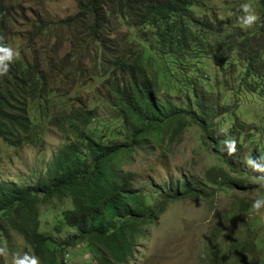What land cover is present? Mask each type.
I'll return each instance as SVG.
<instances>
[{
  "label": "trees",
  "instance_id": "1",
  "mask_svg": "<svg viewBox=\"0 0 264 264\" xmlns=\"http://www.w3.org/2000/svg\"><path fill=\"white\" fill-rule=\"evenodd\" d=\"M76 1L79 12L61 21L72 31L60 63L61 81L66 75L69 84L78 86L100 80L95 99L85 102L48 84L47 70L36 59L35 46L48 32L42 22L33 25L35 34L26 46L33 55L20 56L0 76V140L5 146H37L44 129L58 121L50 102L66 113L61 123L69 136L37 183L0 181V237L23 236L42 264H71L73 249L82 244L94 253L86 264H126L143 224L155 217L149 197L131 191L133 175L117 166L129 154L152 138L173 141L197 126L219 154L222 142L235 138L237 148L246 139L252 157L264 156V0H249L260 19L247 29L239 23L241 6L233 14H218L212 0ZM13 9V3L0 0V36L8 46L16 34L10 26ZM115 22L129 28L123 43L109 39ZM62 45L60 39L47 53L53 55L47 57L49 69ZM252 103L259 110L249 109ZM247 121L260 127L246 130ZM224 124L229 127L222 139L218 130ZM220 158L223 164L206 172L207 183L220 191L241 188L244 181L232 179L224 169L230 161ZM184 189L186 196L200 192L191 185ZM180 193L179 187L166 191L161 206L181 199ZM53 201L61 204L52 230L41 232L42 208ZM246 206L239 208L245 212ZM228 215L236 217L235 212ZM63 232L66 241L55 237Z\"/></svg>",
  "mask_w": 264,
  "mask_h": 264
},
{
  "label": "rangeland",
  "instance_id": "2",
  "mask_svg": "<svg viewBox=\"0 0 264 264\" xmlns=\"http://www.w3.org/2000/svg\"><path fill=\"white\" fill-rule=\"evenodd\" d=\"M8 1L14 6L10 26L16 32L9 46L19 50L20 56L33 55L34 50H28L26 46L28 39L35 34L33 25L42 22L48 32L35 46L39 52L36 59L42 63V68L47 70L48 84L62 91L66 88L72 97L81 98L85 102L95 99L100 80L93 79V82L88 83L92 88L88 85L69 84L67 75L66 79L61 81L60 63H63L62 59L68 52V40L72 35V31L61 21L79 12L77 1ZM212 3L214 11L218 14H233L242 4L249 3V0H212ZM252 5L256 13L253 2ZM109 28L110 41L118 40V43H123L121 41L129 28L119 22L111 23ZM60 39H63V45L55 59V66L49 69L47 53L53 50L52 46ZM49 58H53V55H49ZM85 65L90 67L88 60ZM171 98L174 102L185 104L182 99L175 96ZM52 105L50 102L48 108L58 121L44 129V138L37 146L24 144L19 148H9L0 140V181L29 186L47 175L55 157L69 138L64 134L61 123V118L66 116V113L60 110L58 105ZM249 109L259 110L258 104H250ZM217 122L218 120L215 124ZM247 123L246 130L260 127L256 122H253L254 125L250 121ZM224 125L218 130L222 139L229 127ZM213 132L216 134L217 130ZM250 143L245 139L240 148L236 147V154L229 156L222 142L219 154L212 149L213 142L207 141L200 128L190 126L184 130L181 137L178 136L173 141L164 137L160 141L150 139L144 149L132 152L119 162L117 166L122 173L133 175L130 181L131 191H140L148 196L155 213L153 219L143 224L142 236L133 259L126 264H264V209L260 210V214L252 211L253 202L264 197V184L254 179L261 174L253 172L245 164V158L252 157L254 153ZM220 155L224 156L226 163L230 161L231 164L226 165L224 169L232 179L244 181L241 188L220 191L218 187L207 183L206 172L218 164H223ZM230 166L236 172H233ZM186 185L197 188L200 191L198 197L186 196ZM177 187L181 190V199L161 206L166 197L164 193L174 191ZM53 202L56 203L55 208L54 203L42 208L41 232L52 230L50 222L58 213L61 204ZM244 203L247 205L245 212L239 208ZM231 212H235L236 217L229 216ZM55 237L66 241L69 236L63 232ZM5 239L7 240L1 241L3 239L0 237V247L8 250V257L6 261L5 257L0 256V264H11L12 257L17 254L21 257L24 254L34 255L23 236L13 233ZM73 251L75 256L71 259V264H86L91 260V253L94 254L84 244L75 247ZM110 260L113 261L111 257Z\"/></svg>",
  "mask_w": 264,
  "mask_h": 264
},
{
  "label": "clouds",
  "instance_id": "3",
  "mask_svg": "<svg viewBox=\"0 0 264 264\" xmlns=\"http://www.w3.org/2000/svg\"><path fill=\"white\" fill-rule=\"evenodd\" d=\"M243 15L239 17V23L243 28H252L257 24L260 17L255 13L251 2L241 5ZM20 58L19 50H14L11 46L4 43V37L0 36V76H4L9 71V66L15 60ZM227 154L232 156L236 153V139H226L223 141ZM245 164L250 167L253 172L261 175L254 177L255 180L264 184V156L245 158ZM264 209V197L256 199L252 204V211L260 214V210ZM0 256L5 257L7 261L8 250L0 247ZM11 264H40V260L35 255L24 254L22 257L17 254L12 257Z\"/></svg>",
  "mask_w": 264,
  "mask_h": 264
}]
</instances>
